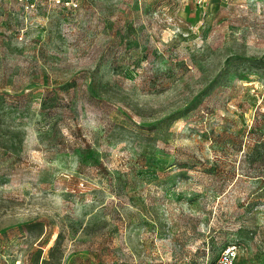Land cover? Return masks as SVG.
Masks as SVG:
<instances>
[{"label":"rangeland","instance_id":"1","mask_svg":"<svg viewBox=\"0 0 264 264\" xmlns=\"http://www.w3.org/2000/svg\"><path fill=\"white\" fill-rule=\"evenodd\" d=\"M74 1L0 0V264H264V0Z\"/></svg>","mask_w":264,"mask_h":264},{"label":"built area","instance_id":"2","mask_svg":"<svg viewBox=\"0 0 264 264\" xmlns=\"http://www.w3.org/2000/svg\"><path fill=\"white\" fill-rule=\"evenodd\" d=\"M52 3H54V4H56V5H74L75 3V1L74 0H50ZM30 6H32V5H30ZM229 251H227L226 253H225V257H221L219 260H218V262H217V264H232V258L231 257H229V256H227V253H228ZM231 256V255H230Z\"/></svg>","mask_w":264,"mask_h":264}]
</instances>
